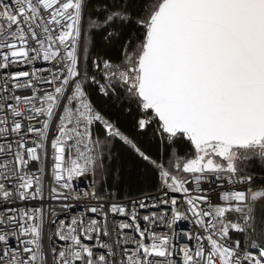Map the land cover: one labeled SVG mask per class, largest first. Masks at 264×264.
<instances>
[{
	"label": "snow or ice",
	"instance_id": "1",
	"mask_svg": "<svg viewBox=\"0 0 264 264\" xmlns=\"http://www.w3.org/2000/svg\"><path fill=\"white\" fill-rule=\"evenodd\" d=\"M0 264H264V0H0Z\"/></svg>",
	"mask_w": 264,
	"mask_h": 264
},
{
	"label": "trees",
	"instance_id": "2",
	"mask_svg": "<svg viewBox=\"0 0 264 264\" xmlns=\"http://www.w3.org/2000/svg\"><path fill=\"white\" fill-rule=\"evenodd\" d=\"M95 102L101 107H107V109L112 113L113 118L124 125H130L132 119L134 118L133 115L124 113V105H120L118 107L117 104L110 98L106 100L103 97H97L95 98ZM183 150L184 148L181 146L180 151L182 152Z\"/></svg>",
	"mask_w": 264,
	"mask_h": 264
},
{
	"label": "built area",
	"instance_id": "3",
	"mask_svg": "<svg viewBox=\"0 0 264 264\" xmlns=\"http://www.w3.org/2000/svg\"><path fill=\"white\" fill-rule=\"evenodd\" d=\"M181 228L187 229L189 227V225L187 223L181 224L180 225Z\"/></svg>",
	"mask_w": 264,
	"mask_h": 264
}]
</instances>
